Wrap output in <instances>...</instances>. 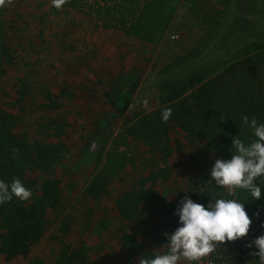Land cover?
<instances>
[{
  "label": "rangeland",
  "instance_id": "374dc122",
  "mask_svg": "<svg viewBox=\"0 0 264 264\" xmlns=\"http://www.w3.org/2000/svg\"><path fill=\"white\" fill-rule=\"evenodd\" d=\"M215 18L222 22L217 30ZM0 36L13 58L4 56L0 66L1 115L15 119L12 131L21 139L65 146L52 170L26 171L32 195L22 200L50 184L62 204L46 208L49 224L28 258L5 261L0 251V264H60L65 255L75 262L83 243L91 264H123L132 254L121 246L124 233L154 253L166 251L140 228L171 225L167 204L181 206L192 158L206 154L196 142L168 155V144H157L144 123L187 94L190 77L219 56L213 40L264 37V0H181L158 44L105 29L82 11L52 12L45 0H5ZM47 94L62 106L49 107ZM52 118L63 126L60 136ZM178 130L170 138L185 141ZM135 191L137 207L127 200ZM208 257L199 264H209Z\"/></svg>",
  "mask_w": 264,
  "mask_h": 264
},
{
  "label": "trees",
  "instance_id": "16d2710c",
  "mask_svg": "<svg viewBox=\"0 0 264 264\" xmlns=\"http://www.w3.org/2000/svg\"><path fill=\"white\" fill-rule=\"evenodd\" d=\"M45 1L50 3L52 12L82 11L100 21L105 29L136 37L145 43L158 44L181 0H65L59 9L52 5L51 0ZM214 23L216 30L222 24L216 18ZM0 48V66L4 56L7 61H13L1 36ZM212 49L220 52L219 56L203 64L190 77L189 92L184 94L185 90H182L162 107L156 108L152 114L157 116L144 123L146 133L156 134L157 144H168V155L199 143L206 156H193L191 171L186 175V190H189L186 195L205 204L210 196L227 197V189L217 187L210 179L212 164L217 159L231 158L233 137L246 144L255 139L251 129L241 126V117H256L258 123H264V37L245 40L242 36L241 42L236 37L216 39L212 42ZM47 95L49 107L62 106V102H55L51 95ZM164 108L172 109L166 122L161 120ZM1 112L0 108V180L10 184L14 179H20L30 189L32 182L25 177L26 171L34 168L52 170V164L61 158L65 146H57L54 141L47 142L41 137L30 141L27 137L19 138L12 131L15 119H8L9 122ZM51 121L56 124L55 136H60L63 126L56 119ZM174 128L179 129L175 133H184L185 141L179 137L170 138ZM169 140L173 144H169ZM236 191L238 198L248 199L245 207L252 218L250 231L239 240L217 244L207 258L209 264H258V258L251 255L256 251L255 247L249 249L245 245L264 234V198L251 201L247 193ZM128 198L137 207L138 192L129 193ZM61 204L59 190L50 184H45L41 194L30 202L13 196L10 201L0 203V251L4 260L12 261L18 255L28 258L30 247L44 236L49 224L46 208L54 209ZM178 207L179 200L169 201L166 214L171 225L144 226L140 228L142 236L156 244H166L164 234L171 233L178 226ZM131 210L136 212L135 208ZM120 243L122 248L132 253L123 264H139L141 258L156 254L131 233H124ZM77 250L75 262L74 256L65 255L60 264H91L84 243ZM134 255L137 257L135 263Z\"/></svg>",
  "mask_w": 264,
  "mask_h": 264
},
{
  "label": "clouds",
  "instance_id": "9594fccd",
  "mask_svg": "<svg viewBox=\"0 0 264 264\" xmlns=\"http://www.w3.org/2000/svg\"><path fill=\"white\" fill-rule=\"evenodd\" d=\"M4 3L5 0H0V5ZM51 3L59 9L65 0H51ZM171 114V108L162 109L161 120L168 121ZM241 126L251 129L255 139L246 144L233 137L231 158L217 159L209 173L215 185L226 188L227 197L231 198L210 196L205 204L187 195L182 197L176 213L178 226L171 233L164 234L167 237L166 251L143 257L139 264H180L181 261L199 264L202 258L215 251L217 244L247 236L252 224L245 207L248 199L238 198L236 190L247 193L251 201L264 198V123H258L256 117L250 119L244 115ZM31 195L32 190L26 188L20 179H14L10 184L0 180V203L10 201L13 196L28 200ZM245 246L249 249L254 246L256 251L251 255L258 258V264H264V234L256 236Z\"/></svg>",
  "mask_w": 264,
  "mask_h": 264
}]
</instances>
